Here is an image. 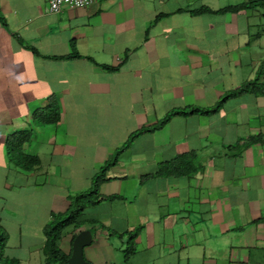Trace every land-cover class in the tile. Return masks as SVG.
<instances>
[{
	"label": "crops",
	"instance_id": "obj_1",
	"mask_svg": "<svg viewBox=\"0 0 264 264\" xmlns=\"http://www.w3.org/2000/svg\"><path fill=\"white\" fill-rule=\"evenodd\" d=\"M230 5L99 0L56 13L51 0H0L5 257L44 264L53 214L117 157L77 232H93V264L112 261L113 240L124 249L131 232L146 263L264 264V93L222 102L264 68V34L253 10L216 12ZM53 103L60 119L44 123ZM220 103L173 116L116 155L172 111ZM25 136L40 159L32 170L12 155L11 141Z\"/></svg>",
	"mask_w": 264,
	"mask_h": 264
},
{
	"label": "trees",
	"instance_id": "obj_2",
	"mask_svg": "<svg viewBox=\"0 0 264 264\" xmlns=\"http://www.w3.org/2000/svg\"><path fill=\"white\" fill-rule=\"evenodd\" d=\"M204 10L209 11V7H204ZM202 9V10H203ZM242 10H253L257 12H263L264 15V0H247L245 2L234 4L227 6L216 12H239ZM79 56V54H77ZM264 68H260L259 76L248 82H245L240 88L229 92L223 99L222 102L227 100L230 97L239 96L244 93L252 92L264 93V82L260 81L261 75H263ZM221 102V103H222ZM221 103L214 109H201L197 107H192L191 109H183V110H174L170 114H168L164 119H162L158 124L153 125L152 127L142 128L137 132L133 133L129 140L124 144V146L118 150L116 155L121 154L125 149L129 148L131 144L139 137L141 134L145 132H151L162 128L169 120L176 115L180 114H189L191 112H214L219 110L221 107ZM42 110H49L47 116L45 117L44 123H53L58 122L60 119L61 110L60 107L55 105H51L48 108H44ZM37 115V114H36ZM30 137L31 134H28ZM25 136L23 138H19L17 141H11L12 143V155L15 160L22 165L24 169H34L35 166L40 162L39 157L36 155H32L26 153L25 151V143L31 142L32 138ZM117 161V157L113 161H109L102 170L96 175L94 178V185L91 189L86 190L84 192L78 193L71 197L72 204L69 210L65 213H57L53 214L52 220L45 227V243L43 246V253L45 256L44 264H69V259L71 257V253H68L63 248V240L67 236V229L71 227L69 233H72V244L78 235L77 232L88 223V220H82L84 212L89 205L96 204L102 199V195L100 194V185L106 178V174L109 168ZM1 229V227H0ZM4 233V232H3ZM8 235L4 233L2 235V239L0 240V258L1 261H4L5 264H16L18 263L15 259H10L5 257V242L8 239ZM124 238V235H121ZM137 233L131 232L128 235V240L126 242L127 253L136 252V239Z\"/></svg>",
	"mask_w": 264,
	"mask_h": 264
},
{
	"label": "rangeland",
	"instance_id": "obj_3",
	"mask_svg": "<svg viewBox=\"0 0 264 264\" xmlns=\"http://www.w3.org/2000/svg\"><path fill=\"white\" fill-rule=\"evenodd\" d=\"M215 2L217 4V6H219L218 8H220V7L229 5V4H237L239 2H242V0H215ZM255 13L256 14L254 16V19L259 24L258 28L264 34V15H263V12L255 11ZM69 230L70 229H68V231ZM94 230L96 231V229H94ZM113 244L115 245V247L112 249L111 253L109 255L104 254V258L112 257L113 259H112V261H110L108 263H103V264H141V263L142 264H151V263H146V261H147L146 257H149V255H144L141 253L138 254L137 252L127 253L126 249H125L127 247H125L123 249L122 244H121L119 239L115 238L113 240ZM162 257L165 261H168V260L176 261V259H177L176 255L167 256V257L162 256ZM96 264H99V263L96 261ZM157 264H160V263L157 262ZM163 264H165V262H163Z\"/></svg>",
	"mask_w": 264,
	"mask_h": 264
},
{
	"label": "water",
	"instance_id": "obj_4",
	"mask_svg": "<svg viewBox=\"0 0 264 264\" xmlns=\"http://www.w3.org/2000/svg\"><path fill=\"white\" fill-rule=\"evenodd\" d=\"M94 235L91 230H82L73 242V252L69 264H93L86 256V248L93 243Z\"/></svg>",
	"mask_w": 264,
	"mask_h": 264
},
{
	"label": "built area",
	"instance_id": "obj_5",
	"mask_svg": "<svg viewBox=\"0 0 264 264\" xmlns=\"http://www.w3.org/2000/svg\"><path fill=\"white\" fill-rule=\"evenodd\" d=\"M99 0H51V10L60 12L66 6L70 7H86L95 4Z\"/></svg>",
	"mask_w": 264,
	"mask_h": 264
}]
</instances>
